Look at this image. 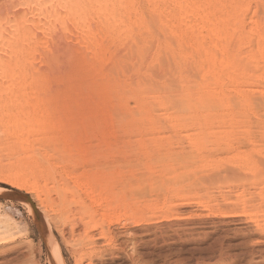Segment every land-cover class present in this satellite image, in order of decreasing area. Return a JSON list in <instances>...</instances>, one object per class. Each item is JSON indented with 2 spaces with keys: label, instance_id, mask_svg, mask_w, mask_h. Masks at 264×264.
<instances>
[{
  "label": "bare ground",
  "instance_id": "bare-ground-1",
  "mask_svg": "<svg viewBox=\"0 0 264 264\" xmlns=\"http://www.w3.org/2000/svg\"><path fill=\"white\" fill-rule=\"evenodd\" d=\"M253 3L256 9L251 12ZM6 4L0 11V183L34 194L39 211L49 208L54 222H70V233L79 237L74 243L78 248L72 250L75 264H92L103 245L114 250L121 245L116 240L128 235H111L109 229L126 217L117 200L103 204V190L113 197L112 182H119L123 173L116 167L103 170V165L83 171L93 163L87 152L92 142L102 141L106 147L103 140L115 144L133 139L140 152L146 140L166 146L168 133L164 136L160 130L166 124L196 155L210 145L222 147L218 152L250 173L249 155L239 152L241 142L231 146L237 133L228 128L264 124V0ZM96 120L103 126H96ZM221 125L223 130L216 131L214 126ZM250 133L245 131L242 139L251 142L255 136ZM108 142L106 150L112 147ZM163 148L161 153L154 150L167 160L157 164L160 178L181 180L170 165L171 149H165V156ZM260 149L251 151L260 154ZM210 162L200 169H209ZM179 166L183 171L189 167L184 162ZM143 171L150 173L151 166ZM125 212L131 224L139 221L134 218L137 210L128 206ZM6 222L0 223V249L14 235L9 236L13 228ZM51 248V262L62 264L56 245Z\"/></svg>",
  "mask_w": 264,
  "mask_h": 264
},
{
  "label": "rangeland",
  "instance_id": "rangeland-1",
  "mask_svg": "<svg viewBox=\"0 0 264 264\" xmlns=\"http://www.w3.org/2000/svg\"><path fill=\"white\" fill-rule=\"evenodd\" d=\"M5 2L7 3L8 0H0V11H4L3 9L6 8ZM142 8L145 9V6L142 5ZM254 8L256 9L255 3L251 5V12L255 10ZM118 50L116 54L119 56L124 53L123 48ZM110 65H106V69H109ZM100 119L98 120L100 121ZM98 120L95 125L102 127L103 124ZM101 121L103 123V116ZM162 126L160 130L162 133L164 132L163 135L169 134L168 125L163 124ZM246 126L250 129H247ZM214 128L216 131H221L224 127L221 125L214 126ZM228 129H231L229 131L234 136L237 133L236 139H234L235 143L232 142L231 146L235 147L239 142H243L238 147L239 152H246L249 155L247 158L253 164L249 174V170L245 173L247 170L242 169L241 166L236 168L237 166L235 167L234 160L230 156L224 155L221 150L219 153L218 150L222 147L216 150L214 146L210 145L206 149H210V153L205 150L196 155L186 140H180L182 136H178L173 131H171V135H166L165 140L169 138L170 141L169 147H167L168 145L162 146L164 142L156 144L146 140L149 144L146 145L147 142H144V149L141 152L137 148L138 141L136 144L133 139H130L129 143L126 138V140L119 139V141L116 140L117 144L116 141L114 144L112 141L103 140L106 147L105 144L102 145V141L100 143L92 142L87 151L92 157L87 152L85 157L88 155L93 163L91 166L89 165L90 169L86 167L83 171L85 174L94 172L95 166L103 165V168L105 167L103 170L108 171L109 168L116 167L122 172L124 177L120 178L123 181L125 179V183L120 182L122 179L119 183L118 178L112 182V184L114 183L111 190L113 197H110L109 193L107 194L110 191L104 189L103 204L105 202L112 203L116 199L117 201L114 203H117L115 205H118L119 209L123 211L121 214H126L127 217L125 209L127 210V207L130 206L137 210L138 216L134 218L139 220L135 224H131L132 222L127 221L124 216L119 222L110 225L111 235H128L116 240L117 244L121 245H116L114 250L103 245L102 255L97 257L92 264H264V124L256 125L255 123V125L249 124V126L239 124ZM245 131L251 132L250 135L255 136H250L253 138L251 142L244 141V137L242 139ZM256 138L261 139L260 142L263 143H259ZM107 142L112 145L111 149L109 148L110 151L105 149L108 147ZM126 142L127 144H125ZM147 146H152L151 149L154 147L153 151ZM158 147H167L163 148V153L166 152L165 149L167 152L171 149L170 156L167 153L165 156L170 157V165L174 166L183 176L182 181L172 179V176L169 175H166L165 179L164 177L160 178L163 174H161V167L158 168L157 164L158 162L162 164V161L164 162L166 159L161 157L164 154H160L161 149ZM156 148L160 153L154 151ZM212 148H214L213 154L211 153ZM257 148H261L260 154L251 151ZM98 149L102 152H99ZM145 150H151L147 153L150 158L147 154L143 155L148 152ZM150 152L156 153L152 155ZM206 161H211L209 165L210 168L213 167L211 168L213 170L210 168L200 169L203 167V162ZM95 162L97 164H94ZM182 162L189 166L185 171L179 166ZM147 164L151 166L150 173L143 171ZM233 168L238 170H233ZM127 171H133V173L129 174ZM213 172L214 177H211ZM145 178L147 181L144 180ZM34 197V194H26L25 190L19 191L0 183V219H2V223L7 221L6 224L9 223L7 225L12 226V233L9 230L11 233L9 236L14 233V237H9L10 243L0 249V264H56L51 262L55 257H50L52 245H56L59 254L58 260L62 264H75L72 250L78 248L79 245L74 246V243L79 237L75 234L73 237L70 233V222L65 224L62 220L57 222L58 220L55 219L57 222L55 223L53 219L55 215H51L49 208L41 213ZM236 197L238 198L236 199ZM25 199H29L30 202ZM169 205H171L170 208H168ZM167 208L169 212H166ZM73 213L74 211L70 214ZM3 219L5 220L3 221ZM63 223L64 225H62ZM45 225L46 229H44ZM103 228L105 229L106 225ZM49 238L51 241L48 240ZM113 245L115 242L111 247Z\"/></svg>",
  "mask_w": 264,
  "mask_h": 264
},
{
  "label": "water",
  "instance_id": "water-1",
  "mask_svg": "<svg viewBox=\"0 0 264 264\" xmlns=\"http://www.w3.org/2000/svg\"><path fill=\"white\" fill-rule=\"evenodd\" d=\"M27 202H30L29 199H25Z\"/></svg>",
  "mask_w": 264,
  "mask_h": 264
}]
</instances>
